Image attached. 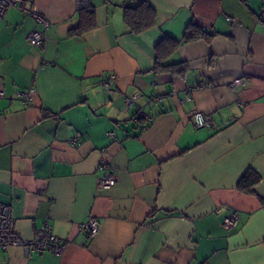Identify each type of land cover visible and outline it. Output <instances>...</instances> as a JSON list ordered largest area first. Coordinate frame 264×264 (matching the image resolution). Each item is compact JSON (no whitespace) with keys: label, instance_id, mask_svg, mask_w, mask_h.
I'll return each instance as SVG.
<instances>
[{"label":"crops","instance_id":"1","mask_svg":"<svg viewBox=\"0 0 264 264\" xmlns=\"http://www.w3.org/2000/svg\"><path fill=\"white\" fill-rule=\"evenodd\" d=\"M87 1L94 24L80 33L77 0H28L46 28L13 5L0 20V203L23 238L47 220L64 243L0 248V264H264L262 0H147L155 23L137 34L124 8L141 0ZM190 23L201 34L184 42ZM165 36L182 73L152 70ZM248 170L259 180L239 186ZM107 171L110 188L98 185Z\"/></svg>","mask_w":264,"mask_h":264},{"label":"built area","instance_id":"2","mask_svg":"<svg viewBox=\"0 0 264 264\" xmlns=\"http://www.w3.org/2000/svg\"><path fill=\"white\" fill-rule=\"evenodd\" d=\"M28 0H0V20L3 18L6 9L13 5L21 10L24 14L31 15L37 23L42 24L45 28L48 26V21L46 18L36 12L34 9L30 8L27 5ZM79 7H86L88 5L87 0H77ZM258 19L262 26H264V0L260 10L258 12ZM45 35L38 29H33L28 35V42L31 45L40 47L44 42ZM116 76L113 73H108L100 79V83L103 88L110 92L112 86L115 84ZM233 85H238L239 81H234ZM32 91L30 89L27 92H23V96L26 100L29 98V94ZM2 92L0 91V94ZM141 95L134 93L132 96L125 97V104L127 107L134 105V100ZM161 98L159 95H151L148 98L149 103L157 102ZM137 117L143 120L141 128L145 129L148 123L151 121L152 116L144 111L141 107L136 111ZM211 121L209 118H203L198 116L195 121L196 127L210 125ZM110 137H113V132L107 133ZM101 167V166H100ZM115 176L107 171L102 176L98 177V185L104 188H110L115 184ZM237 223V216L234 212H230L228 216L224 219L223 224L227 227L234 226ZM100 228V224L94 217H88L87 220L81 224V229L87 231L91 237H94ZM11 246H18L26 250L35 251L38 253L44 251H51L55 254H60L63 250L64 243L57 236L51 232V226L47 220L43 222L38 231L31 238H23L15 229L12 217L11 210L7 204L0 203V248L3 250L8 249Z\"/></svg>","mask_w":264,"mask_h":264},{"label":"trees","instance_id":"3","mask_svg":"<svg viewBox=\"0 0 264 264\" xmlns=\"http://www.w3.org/2000/svg\"><path fill=\"white\" fill-rule=\"evenodd\" d=\"M155 11L149 5L147 0H141L136 5L127 6L124 8V21L129 27L130 31L133 33H140L145 29L151 27L155 23ZM93 15L92 12L88 11L86 8L80 10V18L77 26H75L71 31L73 33H80L86 28L93 26ZM201 29L190 23L186 26L182 41H190L196 39L200 36ZM178 41L165 36L161 41L155 46V62L152 70L154 72L163 71L166 69H172L177 72L183 71L184 67L181 69L178 68L183 62L169 63L167 62V57L174 51L178 45ZM259 180V176L255 175L252 170H248L245 175L239 181L240 185H249L256 183ZM246 189L248 192L251 191V188Z\"/></svg>","mask_w":264,"mask_h":264}]
</instances>
